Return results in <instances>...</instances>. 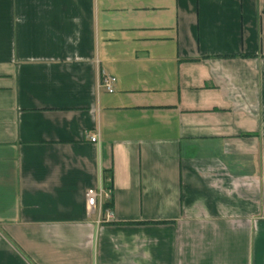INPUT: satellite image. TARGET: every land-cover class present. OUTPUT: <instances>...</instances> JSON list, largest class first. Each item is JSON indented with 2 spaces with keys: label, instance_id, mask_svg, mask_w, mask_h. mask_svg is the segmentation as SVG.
I'll list each match as a JSON object with an SVG mask.
<instances>
[{
  "label": "crops",
  "instance_id": "crops-1",
  "mask_svg": "<svg viewBox=\"0 0 264 264\" xmlns=\"http://www.w3.org/2000/svg\"><path fill=\"white\" fill-rule=\"evenodd\" d=\"M0 264H264V0H0Z\"/></svg>",
  "mask_w": 264,
  "mask_h": 264
},
{
  "label": "built area",
  "instance_id": "built-area-1",
  "mask_svg": "<svg viewBox=\"0 0 264 264\" xmlns=\"http://www.w3.org/2000/svg\"><path fill=\"white\" fill-rule=\"evenodd\" d=\"M116 83V77L111 74H102L100 79V86L108 93L114 92V86ZM91 142L97 141V133L88 135ZM85 205L88 213H94L96 209L98 210L99 218L98 222H109L112 220V210L110 206L104 208L106 202L111 201V189L110 187H105L103 184H99L96 187H89L85 190Z\"/></svg>",
  "mask_w": 264,
  "mask_h": 264
},
{
  "label": "trees",
  "instance_id": "trees-1",
  "mask_svg": "<svg viewBox=\"0 0 264 264\" xmlns=\"http://www.w3.org/2000/svg\"><path fill=\"white\" fill-rule=\"evenodd\" d=\"M109 178L107 177V175H104L103 176V181L105 182L104 184L106 185V187H109L110 186V184L109 183H107L106 181H108V182H110L111 180H108ZM111 205V201L110 202H106L105 204H104V208H106V207H108V206H110Z\"/></svg>",
  "mask_w": 264,
  "mask_h": 264
}]
</instances>
